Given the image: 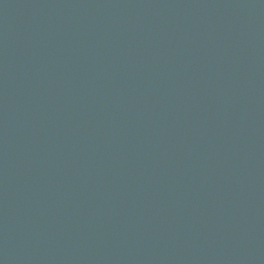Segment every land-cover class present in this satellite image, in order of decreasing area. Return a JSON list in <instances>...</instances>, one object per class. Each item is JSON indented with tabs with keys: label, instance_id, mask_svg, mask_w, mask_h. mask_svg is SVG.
Here are the masks:
<instances>
[{
	"label": "water",
	"instance_id": "obj_1",
	"mask_svg": "<svg viewBox=\"0 0 264 264\" xmlns=\"http://www.w3.org/2000/svg\"><path fill=\"white\" fill-rule=\"evenodd\" d=\"M0 264H264V0H0Z\"/></svg>",
	"mask_w": 264,
	"mask_h": 264
}]
</instances>
